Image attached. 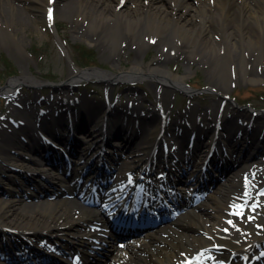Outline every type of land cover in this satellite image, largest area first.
Returning a JSON list of instances; mask_svg holds the SVG:
<instances>
[{
    "label": "bare ground",
    "instance_id": "1",
    "mask_svg": "<svg viewBox=\"0 0 264 264\" xmlns=\"http://www.w3.org/2000/svg\"><path fill=\"white\" fill-rule=\"evenodd\" d=\"M49 1L51 2V0ZM49 1L5 0V3L13 10L7 12L0 5V39L9 35L17 46L24 47L20 36L16 35L17 25L21 21L19 13L24 7H30L35 12L40 11L37 12V20L41 18L42 21H46L45 17H49L48 11H46ZM52 3L55 5L56 0ZM63 7V10L66 11L74 9V14L77 16L75 29L83 28L84 23L87 22L86 30L90 27L93 34L99 33L100 36H104L105 42H110L111 45H121V41L126 38L132 40L133 43L136 42L142 49L149 43L148 40L157 39L165 59L156 58L157 63L151 61L148 65L135 63L129 69H122L118 73L74 67L73 72L61 87L68 90L73 82L88 76H97L99 79L109 77L114 79L155 78V83L161 92L160 107L164 111L161 116L153 114L148 119L135 117L133 120L134 114L129 116L127 110L120 109L117 112L126 115L131 121L127 119L126 121H117V116L106 115V110L92 102H87L85 105L79 104L76 109L71 107L73 118L77 117L76 114L80 118L83 116V112L92 110V115L89 116L92 122L90 123V133L80 134V137L85 141H83L80 157L75 161V169L70 177L66 175V169L62 166L56 167L51 163L44 162L42 158L35 159L33 163L27 161L28 155L26 156L25 152L27 151L28 154L31 147L23 141L22 136L30 137L34 129L43 130L48 119L42 120V116L34 113L28 107L29 105L25 104L24 109L21 108L18 113L27 120L28 124L22 129L14 130L12 134L8 132L1 141L3 149L0 153V189L6 190L7 194L5 196L0 194V244L4 242L3 235L6 237L14 235L15 237L12 240L9 236L7 242L3 246L0 245V264H14L6 258L3 259L4 254L16 255L12 252V248L17 251H27L26 248H22L24 244L22 237L34 240V244L37 239L53 237L68 249L87 250L84 253L85 264H98L99 262L102 264H197L199 262L200 264H261V262L249 260L253 250L264 246V235L263 233L259 234L260 228L249 227L251 231L246 235L243 231H238L236 227H220L221 221H227L224 216L228 214V210L231 212V210L237 209L236 207L241 203L246 210L253 208L252 201L249 200L245 204L246 200L241 196L246 186L242 185L239 180L240 169L226 174L216 187L212 186L215 183L213 179L208 178L204 187L207 191L203 197L199 196L201 190H194V188L200 180L203 184L205 183L203 174L205 176L207 170H204L200 165L197 169L189 170L190 174L187 172L180 178L183 182L179 185V189L186 192L177 194V201L182 200L180 203L182 208L181 212L177 216L175 215L176 222L160 225L145 234L143 233V236L138 238H127L123 240L122 244L117 241V233L111 227L106 228L105 217L100 207H89L76 196L69 198L65 193L77 189L75 184L71 183V179L82 171V166L89 157L100 153L99 149L103 146L104 156L108 157L111 164H115L117 167V172L114 175L116 178L112 175L115 178V184L109 188L106 201L115 200L114 197L121 193L133 194L131 191L134 189L141 191L145 188L151 193H154L156 189L162 190L161 192L168 189L172 191L171 179L175 183L178 175L182 172V167L186 166L190 160H194L196 153L202 155L199 145L200 132L208 129H212V134L215 136L218 135L215 131L219 129V126L241 135L248 133L250 138L253 137L252 143H249L251 145L249 154L254 150H261V147H264V135L260 136L261 133L254 132L256 129L253 128V131L248 132V126H241L230 120L221 124L216 123L214 126L205 118L206 114L200 121L203 126L208 128L199 129L200 123L193 111L188 118L191 121V126H187L186 121L182 122L180 116L171 120L169 124L167 123V129H172V126L176 125L182 130V134L178 135L177 139L173 138L182 143V149L175 151L176 156L170 158V156L153 155L155 152L162 151L158 147L168 134L165 131L162 136H157V132L160 131L159 126H162L161 123L168 122V118L165 117L172 93L176 89L189 91L185 83V75H180L167 66L172 58L170 52L174 51L180 55H186L188 58L198 54L200 57L207 56L208 77L220 86V102L225 98L224 95L231 93L230 83L233 80V71L236 72L238 79L264 80V73L260 72V67L264 66V0H196L195 2L194 0H125L124 2L123 0H68L67 2L66 0ZM52 22V27L55 28V12ZM237 38H240V41ZM64 48L68 54V48L66 46ZM165 49L168 52H165ZM23 83L40 85L41 79L32 72L17 75L9 79L3 90L5 92L12 91L14 87ZM70 98L74 99L73 96L68 95L67 99ZM65 105L70 107V101L63 104L62 101L55 100L50 107V113L53 114ZM234 111L242 119L247 118V116L244 118L242 116L249 114V110L245 107L236 106ZM59 115L57 119L52 116L51 120L57 121L58 131L61 130V126H65V133H62L61 136L68 139L67 137H71L75 132L73 133L70 125L67 124L64 112ZM262 115L263 118L264 114ZM138 118L140 123L137 126ZM38 121L40 127L37 126ZM103 123L107 124L110 134H115L117 130L121 129L120 127L126 128L127 138L125 141H115L113 146L107 147L104 144L106 133L99 131L103 130ZM51 126L56 128L54 124ZM47 129L53 135L59 136L55 134L58 132L55 129ZM140 130L143 136L134 144L131 138ZM195 130H198L196 137L198 140L195 139L190 143L192 131ZM122 131L125 134L124 129ZM155 131L157 132L155 133ZM187 138H189L187 142L189 146L187 150H184L182 145L185 144ZM234 140L231 149L235 148L234 153L238 151V156L245 147L240 145L242 142L238 143L240 139L237 135ZM209 141L208 146L213 143L211 140ZM174 144L172 145L174 146ZM62 145L63 149L67 148L66 144ZM208 146H206V151ZM38 147L41 148L40 143H38ZM168 152L175 154L170 148H168ZM236 161L240 168L244 161L242 162L240 158ZM145 163L151 167L153 165L160 167L164 173L163 177L156 182L149 183L148 186L138 185L136 179V174ZM164 165L168 166V170L164 169L166 168ZM18 167L20 170H17ZM26 174H30V177L35 179L40 189L56 186V198L26 202L25 196L19 192L20 187L25 185L22 177ZM188 174L189 176H187ZM260 177L258 175V178ZM250 179H256V177H253L252 174ZM25 191L38 195L36 190L28 187ZM193 191L197 197L199 196L196 197L197 200L194 203L185 197V195H191ZM252 195L249 194L250 199ZM24 205L34 206V208L27 210L28 208ZM22 206H24L23 209H21ZM93 220L102 221L103 227H91L89 223ZM214 244L219 245V248H215ZM13 246H17L19 249ZM194 254H197L195 259L192 256ZM259 256L264 257V247L260 250ZM16 258L20 260L22 256L16 255ZM20 262L24 261L20 260Z\"/></svg>",
    "mask_w": 264,
    "mask_h": 264
},
{
    "label": "rangeland",
    "instance_id": "2",
    "mask_svg": "<svg viewBox=\"0 0 264 264\" xmlns=\"http://www.w3.org/2000/svg\"><path fill=\"white\" fill-rule=\"evenodd\" d=\"M124 1L125 0H123V2ZM195 1L196 0H194V2ZM65 3L66 0H56L55 25L74 63L70 61L60 47L50 22L47 19L46 21H42L41 18L37 20L36 18L40 11H37V13L30 7H24L18 15L21 21L19 22L20 24L17 25L18 31L16 35L20 36V40L23 42L25 48L17 46L16 42H14L13 38L9 35L0 39V87L5 86L11 77L27 74L29 72L39 77L45 82L44 84L48 83L47 81H52L50 84H57V82L61 83V81H66L73 72L74 65L80 68L99 67L118 73L122 69H129L135 63L148 65L151 61L157 63L155 61L156 58L165 59V56L162 54L161 45L155 38L148 40L149 43L140 49L136 42L133 43L132 40L126 38L121 41V45L116 46L109 44L110 42H105V37L100 36L99 33L93 34L90 27L86 30L87 22L84 23L85 25L83 28L75 29L77 26V16L74 14V9L69 11L63 10ZM0 5L7 12L13 10L11 6L5 3V0H0ZM237 40L240 41V38H237ZM85 51H88V53ZM165 52H168V50L165 49ZM170 53L172 58H170L167 66L174 72L185 75L186 82L193 86L191 98H194V100L198 102V105L202 106L217 104L220 100L218 93L221 94V89L217 83L212 82L208 77L209 62H206L208 57H200V54H198L192 58H188L186 55H180L174 51ZM260 72L264 73V66L260 67ZM232 78L233 80L230 83V92H232V94L229 96V101L226 103L227 107L232 110L234 106H252L264 113V80L246 81L242 78L238 79L234 71ZM88 80L91 82L89 86H94V91L91 95L96 94L98 98L100 96L97 95V93L102 91L107 84H110L113 90L117 92L124 91L127 96L128 92H131V96L129 97L130 100H146L145 103H147L148 107L154 105V108L158 109V106L154 104L157 103L155 96H157L158 89L155 78L114 79L109 77L106 79H99L97 76H90L87 78V81ZM109 80L111 82H108ZM206 86L209 89H207ZM50 87L51 85H43L37 88H33L30 85H22L16 95L20 101H23V99L28 101V99H31L35 94H44L46 98L51 99L53 97L51 93L53 92ZM132 87L143 89L145 92L142 94L139 93L137 89L128 90ZM210 88H213L214 91ZM33 90L37 92L33 93ZM178 92V90L175 92L172 102L170 103L172 108V106H174L173 103L176 102V106L172 109V114L169 116L172 120L179 116L182 119V115L187 112L183 103V98H178ZM54 96L60 97L57 94H54ZM7 97L8 96L4 98L0 96L1 134L5 131L3 129L5 124H8L7 120L9 121V118L14 115L12 112L15 113V105H13L11 99ZM151 102H153V104H151ZM202 110L206 112L204 108H202ZM211 110L214 111L213 109ZM7 114L10 115L6 116ZM259 120L261 119L259 118ZM2 149L3 147L1 146V150ZM257 160L264 162V157L260 155ZM249 166L250 163H247L240 167L239 180H241L242 185L245 184V188L249 189L248 195L253 194L252 200L250 199L253 208L250 210L245 209L242 214L236 217L229 215L224 216L227 221H221L220 227H236L238 231H243L246 235L251 231L249 227H257L261 229L259 234L263 233L264 235V194H262L264 193V164L260 165L263 173L262 180L261 178L250 179L252 174L254 177L258 175V173L254 168H249ZM251 181L252 183H250ZM25 183L27 185L24 187L29 188L28 185L30 184L27 180H25ZM49 190L52 191L53 189L51 188ZM19 192L22 191L20 190ZM0 194H2V191H0ZM41 198L51 199L52 197L50 198L49 193L43 192L38 195L36 200L41 201ZM25 200L26 202L36 201L34 198H27ZM24 206H22L21 209H23ZM26 208H28L27 210H33L34 206H26ZM236 219L238 220L236 221ZM229 221L232 223H229ZM100 264H102V262Z\"/></svg>",
    "mask_w": 264,
    "mask_h": 264
},
{
    "label": "snow or ice",
    "instance_id": "3",
    "mask_svg": "<svg viewBox=\"0 0 264 264\" xmlns=\"http://www.w3.org/2000/svg\"><path fill=\"white\" fill-rule=\"evenodd\" d=\"M51 16H52V14H51V10L49 11V18L51 19ZM262 194H264V193H262ZM229 223H232L231 221H229Z\"/></svg>",
    "mask_w": 264,
    "mask_h": 264
},
{
    "label": "water",
    "instance_id": "4",
    "mask_svg": "<svg viewBox=\"0 0 264 264\" xmlns=\"http://www.w3.org/2000/svg\"><path fill=\"white\" fill-rule=\"evenodd\" d=\"M81 78H86V77H81ZM81 78H80V79H81ZM59 88H62V87L60 86ZM75 88H76V87H75Z\"/></svg>",
    "mask_w": 264,
    "mask_h": 264
},
{
    "label": "trees",
    "instance_id": "5",
    "mask_svg": "<svg viewBox=\"0 0 264 264\" xmlns=\"http://www.w3.org/2000/svg\"><path fill=\"white\" fill-rule=\"evenodd\" d=\"M88 53V51H86ZM90 58V57H89Z\"/></svg>",
    "mask_w": 264,
    "mask_h": 264
}]
</instances>
